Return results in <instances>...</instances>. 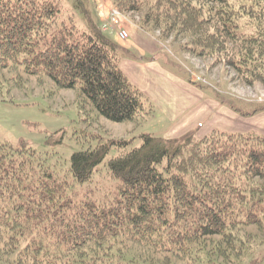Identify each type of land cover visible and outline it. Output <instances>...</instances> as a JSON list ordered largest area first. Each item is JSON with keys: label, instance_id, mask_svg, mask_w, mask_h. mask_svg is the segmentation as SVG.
Segmentation results:
<instances>
[{"label": "trees", "instance_id": "trees-1", "mask_svg": "<svg viewBox=\"0 0 264 264\" xmlns=\"http://www.w3.org/2000/svg\"><path fill=\"white\" fill-rule=\"evenodd\" d=\"M142 24L191 35L189 50L264 84V0H110ZM79 17V16H78ZM60 0H0L3 71L45 75L114 123L145 109L116 46ZM80 19V20H81ZM237 46V51L227 46ZM264 110V104L256 111ZM70 164L20 140L0 141V261L6 264H252L264 237V136L216 129L201 137L94 135ZM115 149L106 162V156ZM158 255L159 257H155ZM176 262V263H175Z\"/></svg>", "mask_w": 264, "mask_h": 264}, {"label": "rangeland", "instance_id": "rangeland-1", "mask_svg": "<svg viewBox=\"0 0 264 264\" xmlns=\"http://www.w3.org/2000/svg\"><path fill=\"white\" fill-rule=\"evenodd\" d=\"M63 16L79 26L88 19L116 46L119 67L142 93L145 109L131 121L114 123L82 103L72 89H59L45 75L17 76L3 71L7 85L0 94V141L23 140L41 155L70 164L73 153L94 146V135L125 139L128 147L141 144V135L196 137L216 129L264 136V84L246 82L226 62L189 50L191 35L168 33L142 24L144 11L123 12L110 0H60ZM79 16V17H78ZM81 19V20H80ZM125 30L127 36L121 37ZM237 51V46L227 41ZM115 149H111L104 162ZM259 239L262 227L246 228ZM155 257H159L155 255ZM252 264H264V242ZM176 263V262H175ZM0 264H6L0 261Z\"/></svg>", "mask_w": 264, "mask_h": 264}, {"label": "built area", "instance_id": "built-area-1", "mask_svg": "<svg viewBox=\"0 0 264 264\" xmlns=\"http://www.w3.org/2000/svg\"><path fill=\"white\" fill-rule=\"evenodd\" d=\"M119 35H120L121 37H125V36H127V32H126L125 30L120 31V32H119Z\"/></svg>", "mask_w": 264, "mask_h": 264}]
</instances>
